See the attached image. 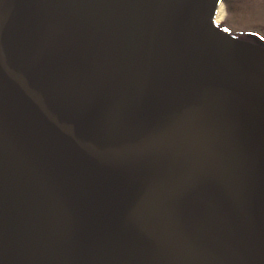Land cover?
<instances>
[{
	"label": "water",
	"instance_id": "1",
	"mask_svg": "<svg viewBox=\"0 0 264 264\" xmlns=\"http://www.w3.org/2000/svg\"><path fill=\"white\" fill-rule=\"evenodd\" d=\"M199 5L0 0V264H264V80Z\"/></svg>",
	"mask_w": 264,
	"mask_h": 264
},
{
	"label": "bare ground",
	"instance_id": "2",
	"mask_svg": "<svg viewBox=\"0 0 264 264\" xmlns=\"http://www.w3.org/2000/svg\"><path fill=\"white\" fill-rule=\"evenodd\" d=\"M200 1V18L203 20L211 19L214 21L220 20L224 15V9L221 0H199ZM239 47L244 51L250 66L261 72V77L264 80V50L260 47L248 42H239ZM264 87V84H263ZM260 122L264 131V114L260 118ZM264 161V160H263Z\"/></svg>",
	"mask_w": 264,
	"mask_h": 264
},
{
	"label": "rangeland",
	"instance_id": "3",
	"mask_svg": "<svg viewBox=\"0 0 264 264\" xmlns=\"http://www.w3.org/2000/svg\"><path fill=\"white\" fill-rule=\"evenodd\" d=\"M244 3H242L241 5H243ZM221 4L224 9L223 17L220 20L217 21L212 20V21L219 24L222 27L229 28L233 32L242 33V35L234 36L235 38L248 41L260 47H264V19H261L260 21L255 20L257 22L255 24H251V22H246L245 24H238L235 21L237 16L234 17L233 15L234 13L232 11L234 0H221ZM249 18L248 20L247 19L246 20L249 21ZM242 20L245 19L242 18Z\"/></svg>",
	"mask_w": 264,
	"mask_h": 264
},
{
	"label": "flooded vegetation",
	"instance_id": "4",
	"mask_svg": "<svg viewBox=\"0 0 264 264\" xmlns=\"http://www.w3.org/2000/svg\"><path fill=\"white\" fill-rule=\"evenodd\" d=\"M242 3L244 4L241 5ZM232 11L234 13V17L237 16L235 21L238 24H245L246 22L255 24L257 23L256 21L264 19V0H234ZM242 18L245 20H242ZM248 18L249 21H247ZM216 25L221 31L228 33L231 36L242 35L240 32H233L227 27H222L219 24Z\"/></svg>",
	"mask_w": 264,
	"mask_h": 264
}]
</instances>
